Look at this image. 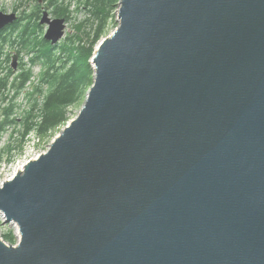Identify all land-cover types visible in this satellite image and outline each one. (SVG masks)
Instances as JSON below:
<instances>
[{"label": "water", "instance_id": "water-1", "mask_svg": "<svg viewBox=\"0 0 264 264\" xmlns=\"http://www.w3.org/2000/svg\"><path fill=\"white\" fill-rule=\"evenodd\" d=\"M117 13L77 116L0 187V264H264V0Z\"/></svg>", "mask_w": 264, "mask_h": 264}, {"label": "trees", "instance_id": "trees-1", "mask_svg": "<svg viewBox=\"0 0 264 264\" xmlns=\"http://www.w3.org/2000/svg\"><path fill=\"white\" fill-rule=\"evenodd\" d=\"M27 1L34 2V6L30 10L25 8L18 21L0 30V107H3L5 115L0 124V141L3 126L18 123V117L14 114L19 104L15 100L31 82L34 76L33 65L37 63L44 68L39 76L40 83L34 84V90L26 94L34 102L21 120L24 141L33 132L44 138L66 126L71 118L69 108L93 85L95 71L90 59L98 42L108 35L110 25L116 19L120 0H78L79 6L87 9L89 17L75 23V33L68 34V41H60V44L46 40L39 31L40 20L44 9H51L56 17H64L69 22L72 18L71 1ZM18 7L15 8L17 12ZM9 47L15 48L17 52L10 55ZM23 51L32 53L30 66L26 65L22 57ZM14 56L23 59L18 63L20 71L17 73L13 67ZM8 99L11 104H5ZM2 159L0 148V165ZM2 224L0 217V226ZM3 237L7 242L16 243L12 231Z\"/></svg>", "mask_w": 264, "mask_h": 264}, {"label": "rangeland", "instance_id": "rangeland-1", "mask_svg": "<svg viewBox=\"0 0 264 264\" xmlns=\"http://www.w3.org/2000/svg\"><path fill=\"white\" fill-rule=\"evenodd\" d=\"M70 1H71L70 9L72 11V14H71L72 18L71 20H69V22L66 23V26L64 29L65 35L62 37L61 42L63 40H67L66 38L68 34L75 33L76 31L75 23L83 21L87 17H89V13L87 9L80 7L78 0H67V2H70ZM33 4L34 2H29L27 0H0V10L6 13H12V12H15V8L17 7V5H19L18 14L20 15L25 8H27V10H30L32 6H34ZM45 10L49 11V15L51 18H56V16L51 12L52 11L51 9H48V10L44 9V12ZM117 15L118 13L116 10V19L114 22L111 23L109 31H108V35H110L119 25V20L117 19ZM47 30H48V24H41L39 31L41 32L43 36ZM58 44H60V42ZM8 50H9L8 52H10V55H13L14 53L17 52L15 48L9 47ZM22 57L24 61L26 62V65L30 66V58L32 57V53L23 51ZM22 57L21 59L19 57L17 58L18 63L19 61L21 62V60H23ZM91 60L92 58L90 59V63L92 64V67H93V63L91 62ZM43 68H44L43 65L40 63L33 65V75L34 76L32 77L31 82L27 84L25 91L22 94H20L15 100L16 104L17 103L19 104L18 108L15 111L16 113L14 114L15 117H18V120H17L18 123L17 122L12 123L10 126L5 124L3 126L4 131L1 134L2 136H1V141H0V148H1V153L3 156V159L0 165V187L5 180L12 178L15 175L17 169L21 168V166L25 162L30 161L32 159H36L40 156L41 153L45 152L51 145L54 138L65 127L64 126L62 129H57L54 133H52V135L44 137V138L43 136H38L36 133L33 132L28 137L29 139L24 141L23 134H22V131L24 130V126L21 123V120H23L22 117L26 115L27 113L26 110L30 109L34 102L33 99H29V96L27 97L26 94L34 90V86H33L34 84L40 83L39 76ZM17 71H20L19 68L15 70V73H17ZM89 89L85 92V94L79 99V101L76 104H74L73 106H71V108H69V114L71 115L70 119L75 118L77 114L79 113V111L81 110L86 100ZM32 96H36V94ZM5 104H11L10 99H8L5 102ZM2 108L3 107H0V124L3 123V120L5 118ZM0 217L3 222V224L0 226V235L2 236V238H4L3 236L6 233H9L12 231L15 236L16 243H17L19 240V232L17 228L14 227L15 225L13 226L10 223H5L4 217L2 215H0Z\"/></svg>", "mask_w": 264, "mask_h": 264}, {"label": "bare ground", "instance_id": "bare-ground-1", "mask_svg": "<svg viewBox=\"0 0 264 264\" xmlns=\"http://www.w3.org/2000/svg\"><path fill=\"white\" fill-rule=\"evenodd\" d=\"M12 225L14 226V224L12 223ZM14 227H16L17 228V230H18V232H19V228H18V226L17 225H15ZM19 237H20V232H19Z\"/></svg>", "mask_w": 264, "mask_h": 264}]
</instances>
